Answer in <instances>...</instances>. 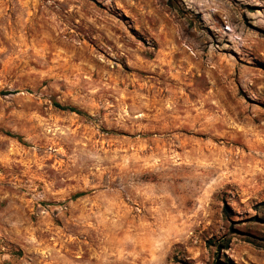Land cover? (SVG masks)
Here are the masks:
<instances>
[{
    "label": "rangeland",
    "instance_id": "1",
    "mask_svg": "<svg viewBox=\"0 0 264 264\" xmlns=\"http://www.w3.org/2000/svg\"><path fill=\"white\" fill-rule=\"evenodd\" d=\"M0 264H264V0H0Z\"/></svg>",
    "mask_w": 264,
    "mask_h": 264
},
{
    "label": "trees",
    "instance_id": "2",
    "mask_svg": "<svg viewBox=\"0 0 264 264\" xmlns=\"http://www.w3.org/2000/svg\"><path fill=\"white\" fill-rule=\"evenodd\" d=\"M55 107L62 109V110H67L70 112H75V113H80L81 111H79L78 109H76L75 107L72 106H67V105H62L60 103L54 102L53 103Z\"/></svg>",
    "mask_w": 264,
    "mask_h": 264
}]
</instances>
